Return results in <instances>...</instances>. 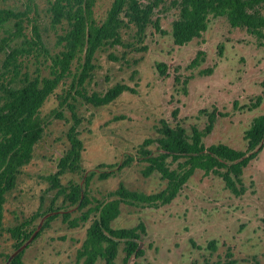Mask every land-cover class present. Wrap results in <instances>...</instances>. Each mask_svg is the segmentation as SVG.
I'll use <instances>...</instances> for the list:
<instances>
[{"label":"rangeland","instance_id":"obj_1","mask_svg":"<svg viewBox=\"0 0 264 264\" xmlns=\"http://www.w3.org/2000/svg\"><path fill=\"white\" fill-rule=\"evenodd\" d=\"M53 1L0 0V81L13 76L12 67H3L8 46L20 50L17 83L25 78H54L59 70L56 58L66 50L70 26L65 20H54ZM112 2L94 0L96 24L105 20ZM259 12L264 16L263 7ZM171 13L155 14L161 31L149 25L142 37L132 25L122 28L119 44H105L95 51L92 67L87 69L89 77L81 84L84 50L70 61L39 109V117L46 122L42 138L34 146L30 162L20 169L14 187L4 195L0 264H9L14 253L9 230L52 202L60 208V215L28 243L22 264H81L77 250L94 216L81 220L82 212L96 201L112 199L110 193L119 183L145 194L164 189L166 181L157 172L144 176L145 163L137 158L101 177L127 154L136 155L144 139L157 137L161 121L180 124L188 135L192 128L202 131L209 126L202 138L205 146L221 143L245 150L244 131L252 118L264 114V88L260 85L264 79V27L259 33L252 32L232 27L225 16L209 15L200 37L176 45ZM115 85L125 89L107 105L95 106L81 96H100ZM258 96L262 101L252 107ZM70 106L80 119L83 150L80 170L66 173L60 183L82 186L90 202L82 211L63 196L56 197L46 179L69 147ZM176 165L171 163V168ZM91 172L94 175L85 182L84 176ZM242 183L234 192L215 174L196 170L169 204L156 208L121 203L112 226L133 228L142 222L145 228L137 241L143 255L128 264H264V148L244 169ZM61 212H69L77 226L63 222ZM41 222L38 217L32 227ZM122 247L120 244L116 264H124Z\"/></svg>","mask_w":264,"mask_h":264},{"label":"trees","instance_id":"obj_2","mask_svg":"<svg viewBox=\"0 0 264 264\" xmlns=\"http://www.w3.org/2000/svg\"><path fill=\"white\" fill-rule=\"evenodd\" d=\"M93 4L94 0H54L51 4L54 20L58 23L65 20L70 26L65 37L66 50L61 52L60 58H56L59 70H55L54 78H25L17 83L15 75L18 73L17 54L20 50L10 46L5 50L3 67L7 70L12 67L13 76L6 81H0V229L4 195L14 187L20 169L30 162L34 146L43 135L46 122L39 117V109L67 71L77 52L84 50L85 53L78 82L81 84L89 77L87 69L92 67L90 61L95 51L105 44H119L122 28L134 26L139 37L144 35L149 25L161 31L159 19H154V15L160 11H172L171 35L176 45H183L200 37L207 28L209 15L225 16L232 27H245L252 32L259 33L264 27V16L259 12L260 8H264V0H113L105 20L100 25L92 17ZM260 85L264 88V79ZM124 89L121 85H115L100 96H81L95 106H102L115 100ZM261 101L262 96H258L252 107H257ZM69 109L73 120L67 132L69 147L57 161L56 171L46 179L56 197L63 196L69 204L82 211L90 204L82 186L76 184L66 187L60 183L61 177L66 173L80 170L83 150L78 129L80 119L74 106ZM209 131V126L202 131L192 128L191 135H188L180 124L172 126L167 121H161L157 128V137L144 139L139 144L136 155L127 154L124 160L103 172L101 177L106 178L112 174L113 167L121 169L137 158L145 163L142 169L144 176L157 172L166 181V185L157 193L145 194L130 190L119 183L110 193L112 199L96 201L92 208L88 207L82 212L81 220H86L92 213L94 216L86 230L85 239L77 250V259L81 264H96L99 260L103 264H116L120 244H123L122 250L125 253L124 264H128L133 257L143 255L137 242L140 233L145 230L142 222L133 228L112 226V222L120 214L121 203L156 208L169 204L196 170L215 174L234 192L236 186L243 187L244 169L264 148V114L252 118L249 127L244 131L246 148L243 151L221 143L205 146L202 138ZM152 145H155L154 149L150 148ZM173 162L177 163L175 168H171ZM93 175L94 172H91L84 176V181L87 182ZM59 210L52 202L45 210L35 212L9 230L14 240V253L9 264L23 263V254L28 244L22 248L21 246L28 240L33 241L39 237L60 215ZM61 216L63 222H68L72 227L77 226V220L71 219L69 212H61ZM38 217L42 218V222L37 228H33ZM232 263L233 261L229 262Z\"/></svg>","mask_w":264,"mask_h":264},{"label":"water","instance_id":"obj_3","mask_svg":"<svg viewBox=\"0 0 264 264\" xmlns=\"http://www.w3.org/2000/svg\"><path fill=\"white\" fill-rule=\"evenodd\" d=\"M29 242H30V240H28L23 246H21V248L26 246Z\"/></svg>","mask_w":264,"mask_h":264}]
</instances>
